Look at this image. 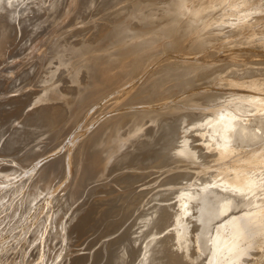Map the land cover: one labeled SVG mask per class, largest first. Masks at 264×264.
<instances>
[{
    "label": "bare ground",
    "instance_id": "6f19581e",
    "mask_svg": "<svg viewBox=\"0 0 264 264\" xmlns=\"http://www.w3.org/2000/svg\"><path fill=\"white\" fill-rule=\"evenodd\" d=\"M261 49L264 0H0V264H264Z\"/></svg>",
    "mask_w": 264,
    "mask_h": 264
},
{
    "label": "rangeland",
    "instance_id": "374dc122",
    "mask_svg": "<svg viewBox=\"0 0 264 264\" xmlns=\"http://www.w3.org/2000/svg\"><path fill=\"white\" fill-rule=\"evenodd\" d=\"M262 50H263V49L259 50L258 53H257V52H255V53L258 54V55H259V53H262V55H264V52H263L264 50H263V51H262ZM253 52H254V51H252V53H253ZM252 53H251V54H252ZM260 55H261V54H260ZM255 58L264 59V56H258V57L256 56Z\"/></svg>",
    "mask_w": 264,
    "mask_h": 264
}]
</instances>
